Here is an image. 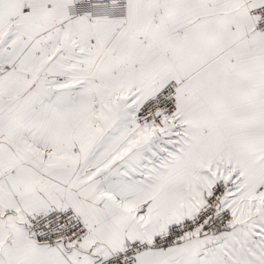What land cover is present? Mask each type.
I'll return each mask as SVG.
<instances>
[{
    "label": "snow or ice",
    "instance_id": "6c2138e0",
    "mask_svg": "<svg viewBox=\"0 0 264 264\" xmlns=\"http://www.w3.org/2000/svg\"><path fill=\"white\" fill-rule=\"evenodd\" d=\"M0 264H264V0H0Z\"/></svg>",
    "mask_w": 264,
    "mask_h": 264
}]
</instances>
